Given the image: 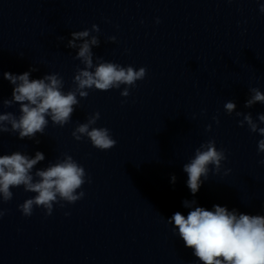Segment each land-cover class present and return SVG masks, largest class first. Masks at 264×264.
Masks as SVG:
<instances>
[{"label": "water", "instance_id": "obj_1", "mask_svg": "<svg viewBox=\"0 0 264 264\" xmlns=\"http://www.w3.org/2000/svg\"><path fill=\"white\" fill-rule=\"evenodd\" d=\"M261 4L264 0H0V100L11 99L13 91L3 73L20 75L33 67L38 71L30 79L59 74L65 93L74 88L83 65L74 58L77 50L66 45L72 32L94 24L100 29L94 64L99 57L147 69L128 97L121 96L123 85L77 97L79 105L63 128L49 120L35 140L0 134V155L44 154L33 174L70 155L91 180L78 190L85 193L81 200L54 205L51 216L34 208L24 217L19 205L35 194L22 186L11 189L13 199L0 203L5 212L0 264H201L168 223L177 211L187 216L183 201L264 215L259 163L264 154H258L264 137L246 124L240 127L243 116L224 110L231 100L237 112L251 113L254 120L264 114L262 104L244 107L250 88L264 93ZM112 36L115 43L108 40ZM18 109L0 106V114L19 116ZM96 112L94 127L108 128L117 142L107 151L72 136ZM210 139L227 159L219 174L210 170L193 196L183 165Z\"/></svg>", "mask_w": 264, "mask_h": 264}, {"label": "clouds", "instance_id": "obj_2", "mask_svg": "<svg viewBox=\"0 0 264 264\" xmlns=\"http://www.w3.org/2000/svg\"><path fill=\"white\" fill-rule=\"evenodd\" d=\"M259 11L264 14V4ZM156 23H160L157 19ZM96 33L97 35H93ZM100 29L92 25L90 30L71 33L66 47L77 50L75 59L80 61L83 68H77L74 75V88L67 93L63 91L64 81L59 74H46L41 79H30L31 73L38 68H30L20 75L3 73V78L13 85L12 97L0 100V106L12 108L19 105V116L12 112L0 114V134H18L20 140H35L39 133L44 134L49 125L63 128L71 122L73 113L79 105L80 99H86L88 90L109 91L125 86L121 96L128 97L129 89L136 86L137 81H142L147 75L144 67L139 70L132 66L123 67L112 62H105L97 57L94 64L92 49L99 47L98 34ZM60 41L64 37H58ZM115 43L116 37L108 38ZM79 42V43H78ZM250 96L244 107L252 108L256 104L264 105V93L258 88H250ZM234 101H227L224 110L231 115L243 116L239 122L240 127L245 124L252 133L264 137V114L254 120L251 113L236 111ZM100 119V113L89 116L86 123L78 124L72 132L76 141L82 138L90 140L92 146L101 151H107L116 146L108 128L94 127ZM217 125L218 117H213ZM209 124L206 131H211ZM36 143H39L37 140ZM258 154H264V139L258 141ZM45 156L37 151L34 158L21 152L0 155V203H7L13 199L11 189L23 187L25 192L34 193L35 196L19 205L18 210L24 217H31L34 208L45 210L46 216H51L53 207L59 204L61 208L66 204H75L81 200L85 193L80 190L86 181L87 173L70 155H65L62 160L49 164L44 169H33L44 161ZM227 157L224 149H217L214 139L208 140L195 150L194 158L183 165L187 174V187L195 196L203 181L209 179L210 170L213 174L221 172ZM264 166V160L259 162ZM211 166V169H210ZM231 170H226L227 175ZM175 182V176L172 178ZM183 207L190 209L187 216L175 212L168 223L174 224V235L183 240L185 246L192 250L193 255L201 264H264V215H249L239 213L236 209L228 210L227 207L214 205L213 210L197 206L195 200L183 201ZM5 215L0 209V218ZM69 215V213H65ZM178 229V233L175 230Z\"/></svg>", "mask_w": 264, "mask_h": 264}]
</instances>
